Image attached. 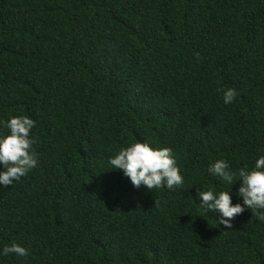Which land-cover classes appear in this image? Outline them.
Masks as SVG:
<instances>
[{"label": "trees", "instance_id": "16d2710c", "mask_svg": "<svg viewBox=\"0 0 264 264\" xmlns=\"http://www.w3.org/2000/svg\"><path fill=\"white\" fill-rule=\"evenodd\" d=\"M17 114L38 163L0 187V247L29 254L0 264H264L250 210L223 228L196 203L228 187L208 163L264 154V0H0V118ZM133 140L171 147L183 184L107 169Z\"/></svg>", "mask_w": 264, "mask_h": 264}, {"label": "clouds", "instance_id": "9594fccd", "mask_svg": "<svg viewBox=\"0 0 264 264\" xmlns=\"http://www.w3.org/2000/svg\"><path fill=\"white\" fill-rule=\"evenodd\" d=\"M199 56V53H195ZM223 104L232 103L236 92L227 87L217 89ZM35 120L26 114L0 118V187L12 185L30 170L37 167V152L33 148L35 137L31 130ZM107 169L119 170L133 188L143 186L147 190L161 187L172 189L183 184V176L169 146L156 147L148 141L133 140L118 148L107 158ZM206 171L225 185L227 190H197L199 208L213 212L217 225L231 228L235 217L246 209L264 223V154L257 155L251 166L245 164L233 169L224 158H217L206 166ZM239 181L234 193L240 199L232 201L231 185ZM194 201V200H193ZM14 254L25 257L29 249L15 241L0 247V256Z\"/></svg>", "mask_w": 264, "mask_h": 264}]
</instances>
